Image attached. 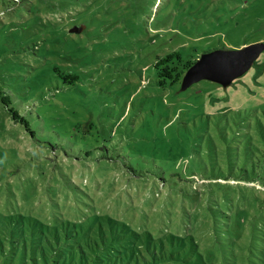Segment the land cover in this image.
<instances>
[{
	"label": "rangeland",
	"instance_id": "1",
	"mask_svg": "<svg viewBox=\"0 0 264 264\" xmlns=\"http://www.w3.org/2000/svg\"><path fill=\"white\" fill-rule=\"evenodd\" d=\"M31 3L0 18V237L44 239L27 242V264H95L82 241L53 240L73 229L50 228L95 211L173 240L149 251L112 241L108 255L100 243L99 264H264V140L238 124L263 116L264 50L226 87H161L154 67L174 48L264 41V0H58L46 13ZM59 246L67 253L49 256Z\"/></svg>",
	"mask_w": 264,
	"mask_h": 264
},
{
	"label": "trees",
	"instance_id": "2",
	"mask_svg": "<svg viewBox=\"0 0 264 264\" xmlns=\"http://www.w3.org/2000/svg\"><path fill=\"white\" fill-rule=\"evenodd\" d=\"M42 1H44V4L37 5L35 8V11L37 13L49 12L51 9H54V7L58 5L56 4L58 0H42ZM29 3H31V0H29ZM29 3L25 2V0H0V18L2 11H8V10L12 11L14 10V8H16V10L21 12L23 10H26V7ZM33 4L31 3V7H33ZM34 16L35 13L33 14V16H31V18H34ZM201 54H196L189 51L186 53V55H184L181 53L180 49L174 48L173 50L168 51L163 55H158V58L154 63L158 85H160L161 87L168 85L170 87L175 88L178 91H182L180 89L181 80L186 69L191 64H193ZM62 76L64 81H69V82H75L78 79V76L74 73H65ZM0 97L2 102H5L6 99L8 98L7 95L5 96L2 94V91H0ZM8 110L13 119L17 120L20 118V121H23L26 125V121L23 120V118L18 115L16 110H14L11 107H8ZM223 114L226 115V113H217L216 116L220 117ZM258 114H259L258 112H255V120H246L244 122L238 123L239 126L240 125L243 126V128L245 129L244 134L246 138L251 142L252 141L260 142L261 140H264V112H263V116H260ZM214 126L215 124L213 121V128ZM216 126L218 127V139L224 138L223 133L221 132L222 128L219 127L218 123L216 124ZM80 151L81 154L84 155L85 157L82 158V160H85L88 155V150H84V151L80 150ZM82 155H80L79 158ZM79 158L76 159L79 160ZM9 216H6L0 212V221L2 222L6 221L7 219H9ZM50 228L55 231L73 229L74 231L70 234V237L68 236L67 238H63V239H59L55 237L53 238V240H55L57 243H60V240H63L64 243L72 242L74 240V242L77 244H81L82 241L83 243H85L84 253L86 256L85 258L87 263H89V261H92L95 262V264H99L100 261L105 262V258L99 254V252L101 251L100 243H102L103 247L105 246L104 247L105 255H108L110 249L114 247L112 241H115L114 243L116 244L117 250L118 248H122V249L127 248V249H131L132 251H134V249L140 250L141 244H144L143 248H146L149 251L150 248L152 247L164 248L166 241L168 243H173V240H153L158 235H154L153 231L150 229L143 230L142 238H141V235L137 233V231L133 227H129L128 225H122L120 224V222H117V220H115L111 216H106V224H104L101 220L98 219V215L95 211L91 213L85 219V221L76 222L73 227H70L68 229H65L61 226L59 229L58 227L56 226L52 227L51 225ZM13 232H16L15 228L13 229ZM96 234H98V236L103 238H96L95 237ZM106 234H109V236L111 237V238L107 237L109 240L105 239ZM4 237H5V231H3V235L2 237H0V264H27L28 259L26 258V253H25L28 247L27 242L29 241L30 244L36 247L39 242L38 240H44V239H34V240L17 239L18 235L15 238L12 237L10 240H6ZM80 237H85V239H82ZM124 237H132L134 238V240H120ZM22 240L24 241V248L22 253L20 254L19 249L21 247ZM45 240H52V239H45ZM108 244H110V246L106 247ZM58 251L60 252V255L61 253H63L64 255L67 253V251L64 248H61V246H59L58 250H53V252L49 256L58 254L57 253ZM211 257H215V255H212ZM45 259L47 258L45 257ZM224 260H227V258H224ZM31 261H32L31 264L37 263L36 256L32 255ZM54 261L58 262V258H55Z\"/></svg>",
	"mask_w": 264,
	"mask_h": 264
},
{
	"label": "water",
	"instance_id": "3",
	"mask_svg": "<svg viewBox=\"0 0 264 264\" xmlns=\"http://www.w3.org/2000/svg\"><path fill=\"white\" fill-rule=\"evenodd\" d=\"M74 28L73 31H78ZM264 50V42H252L238 48H217L203 52L185 71L181 80V90L193 83L208 79L224 87L233 79L247 71Z\"/></svg>",
	"mask_w": 264,
	"mask_h": 264
}]
</instances>
